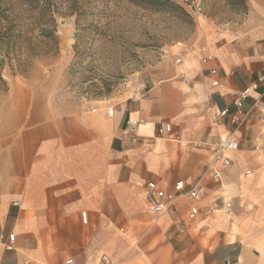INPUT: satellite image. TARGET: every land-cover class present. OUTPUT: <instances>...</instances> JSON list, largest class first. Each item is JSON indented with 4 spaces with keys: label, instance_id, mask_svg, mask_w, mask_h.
Returning <instances> with one entry per match:
<instances>
[{
    "label": "crops",
    "instance_id": "1",
    "mask_svg": "<svg viewBox=\"0 0 264 264\" xmlns=\"http://www.w3.org/2000/svg\"><path fill=\"white\" fill-rule=\"evenodd\" d=\"M245 5L236 21L197 17L171 65L123 101L61 97L47 61L26 74L2 68L0 234L15 241L0 244V264H264V86L244 104L262 95L231 163L212 162L213 144L233 133L236 93L264 70V0ZM206 53L221 60L204 63ZM131 120L141 121L136 142ZM209 165L221 179L204 175ZM151 181L181 195L166 213L148 208ZM197 183L201 200L187 195ZM194 206L210 213L191 218Z\"/></svg>",
    "mask_w": 264,
    "mask_h": 264
},
{
    "label": "rangeland",
    "instance_id": "2",
    "mask_svg": "<svg viewBox=\"0 0 264 264\" xmlns=\"http://www.w3.org/2000/svg\"><path fill=\"white\" fill-rule=\"evenodd\" d=\"M3 67L26 74L39 61L59 68V94L79 103L135 97L175 58L195 19H238L236 0H175L191 15L156 11L133 0H1ZM14 34V35H13ZM38 62V63H37Z\"/></svg>",
    "mask_w": 264,
    "mask_h": 264
},
{
    "label": "built area",
    "instance_id": "3",
    "mask_svg": "<svg viewBox=\"0 0 264 264\" xmlns=\"http://www.w3.org/2000/svg\"><path fill=\"white\" fill-rule=\"evenodd\" d=\"M210 60H216L220 61V57L215 53H206L205 56L202 58V61L204 63L210 61ZM180 61V58H177V62ZM215 72L214 70L212 71ZM219 82L217 80L212 82L213 86H217ZM264 86V70L259 73L257 78L247 87L244 89H241L238 91L234 97V105L237 108V112L232 116V124L234 126L233 133L224 140H220L213 144V160L212 162H218L220 161L223 165H229L231 163V157L229 156V152L235 151L239 148V142L236 139L235 132L239 129V127L245 122L247 119V116L249 115V112L258 105V103L261 101L262 95H260L257 99H255L252 107L249 110L244 109V104L247 102V100L251 97V94L253 91L258 90L259 87ZM264 95V91L262 92ZM229 114V111L227 109H222L215 114L212 115V122L214 125H219L221 121L227 117ZM141 121L137 120H131L128 123L129 131L134 134L133 142H136L138 140L137 135V129L138 125ZM172 127L170 124H166L164 127H161L159 129V133H169L171 131ZM202 144H198V146H201ZM213 165H209V167L206 169L205 174H210L211 177L214 180L221 179V173L219 170L212 167ZM203 175V176H204ZM180 185H183V187H180ZM175 190L179 192L180 194L185 190V185L183 182H179L175 186ZM205 187L197 183L193 187H191L187 191V195L194 199V200H201L205 196ZM181 195L176 193H170L163 189H161L155 182L151 181L147 183V192H146V201L147 205L150 211L156 214H163L170 210V208L175 204V202L180 198ZM205 214H209L210 210L203 209ZM197 206L192 207L190 217L194 218L195 216L199 215L201 211H203ZM228 209L225 208L224 212H227ZM82 218L84 221H86V214H82ZM15 241V235L9 234L8 236H5L4 234H0V244L5 247L7 250H12L13 243ZM102 259L104 260L105 257L103 256ZM239 261V260H238ZM64 264H75V262L72 259H67ZM231 264V263H227Z\"/></svg>",
    "mask_w": 264,
    "mask_h": 264
},
{
    "label": "trees",
    "instance_id": "4",
    "mask_svg": "<svg viewBox=\"0 0 264 264\" xmlns=\"http://www.w3.org/2000/svg\"><path fill=\"white\" fill-rule=\"evenodd\" d=\"M135 3L143 6H148L156 11L166 12V13H181L183 16L192 20L191 15L189 12L178 2L175 0H133ZM238 4L240 5V9L244 10L246 8L245 0H236L235 3L231 4ZM3 6L2 1L0 0V41H4L6 37H9L12 32H10V28H6V26L2 25L3 21ZM14 35V34H13ZM0 80H2L0 76Z\"/></svg>",
    "mask_w": 264,
    "mask_h": 264
},
{
    "label": "snow or ice",
    "instance_id": "5",
    "mask_svg": "<svg viewBox=\"0 0 264 264\" xmlns=\"http://www.w3.org/2000/svg\"><path fill=\"white\" fill-rule=\"evenodd\" d=\"M180 187H183V185H180Z\"/></svg>",
    "mask_w": 264,
    "mask_h": 264
}]
</instances>
